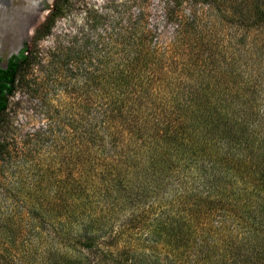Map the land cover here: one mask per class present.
<instances>
[{"label": "trees", "instance_id": "obj_1", "mask_svg": "<svg viewBox=\"0 0 264 264\" xmlns=\"http://www.w3.org/2000/svg\"><path fill=\"white\" fill-rule=\"evenodd\" d=\"M171 2L170 5L168 0H164L162 21L157 20L159 28L156 24L149 25L146 14L139 11L130 14L125 25H122V19L115 18L113 26L102 32L106 39L99 46L89 47L91 41L87 36L83 44L73 38L68 45H57L48 51L52 74L46 75L47 81L59 79L65 84L77 83L83 92L81 108L84 113L80 123L84 119L86 121L78 133V141L82 145L81 169L88 171L93 160L95 165H99L98 172L102 174L103 181L98 188L93 184L87 187V180L91 177L85 174L80 179L79 174L76 176L68 170L59 186L61 190L66 189L64 205L55 212L53 208L48 212L32 210L34 219L21 225L22 230H26L25 234L20 238L14 237V233L8 235L1 257L3 264H81L85 257L81 258L83 252H69L73 247L76 250L77 245L87 251L93 250L91 233L96 228L102 232L96 231L98 235L106 232L103 227L107 220L105 215L114 216L115 205L121 206L136 197V194H131L132 197L127 195L125 182L134 172L128 167L143 160L142 167H150L157 187L165 183L172 185L183 175L190 179L188 182H197L195 180L202 177L200 184L204 187V196L190 201L180 195L181 200L179 197L171 199L166 210L158 211L152 217L161 220L151 225L150 240L166 246L170 256L176 253L173 261L170 260L171 264H264V125L260 126L264 121V101H257L264 93V62L262 67L255 65L256 59L252 54L244 55L250 50L257 56L262 52L257 51L253 44L245 46L246 51L241 55L237 45L235 50L239 55L228 54L227 58H221L228 67L220 71V64L212 55L214 51L219 52L217 43L210 46L202 40L204 24L201 12L180 14L176 9L180 1ZM260 2H254L257 11H262ZM64 3L66 0H54L53 9L34 31L35 41L49 34L55 19L64 12L61 11ZM102 14L96 12L90 22L92 27L98 28L103 24L107 15ZM256 21L262 24L258 29L263 34V12L257 13ZM168 26L173 30L170 44L161 40L163 29ZM184 40L186 48L180 53L186 52L187 57L182 62L192 59L195 69L188 68L186 73L193 79L177 80L170 87L173 79L178 78H172L174 71L170 64L176 61L170 54L179 52ZM37 61V51L22 48L18 54L8 58L5 67L0 65V125L9 95L13 94L17 82L23 83L25 71ZM254 67L261 71L254 74ZM261 73L262 78L259 79ZM1 147L2 144L0 151ZM153 147L159 149L158 156L152 152ZM208 148L216 152L212 155L214 158L209 156L202 167L192 168L190 164L197 162L194 158L196 150ZM166 163L176 168L173 175ZM117 166L120 167L112 172ZM182 167L186 174L180 173ZM198 170L202 172L195 175ZM205 170H210L209 174ZM166 176L170 179L163 182ZM123 179L125 182H120ZM141 184L137 188L147 187L144 180ZM230 187H235L230 194L237 201L245 197L256 198L257 212L260 211L262 217L250 210V205L245 206L247 210L226 213ZM101 199L104 200L102 204ZM106 207L110 214L104 215ZM138 213H130L129 220L138 218ZM244 214H252L249 218L251 225H245L248 229H245L243 239L246 240H240L243 235L239 239H223L232 234L236 221ZM24 218L21 217L19 222ZM48 224L52 229L44 232ZM12 225L13 222H7L2 227L6 231ZM49 231L55 232L56 237L50 238L46 234ZM77 231L82 233L78 232L74 237ZM260 233L262 237H259ZM65 248L70 249L67 252ZM232 253L234 257L227 258ZM133 258L132 254L127 264H142Z\"/></svg>", "mask_w": 264, "mask_h": 264}, {"label": "rangeland", "instance_id": "obj_2", "mask_svg": "<svg viewBox=\"0 0 264 264\" xmlns=\"http://www.w3.org/2000/svg\"><path fill=\"white\" fill-rule=\"evenodd\" d=\"M168 1L171 5L172 0ZM178 1L180 2L176 9L180 14L200 11L203 15L201 18L204 26H202L203 34L201 35L204 39L202 38V40L204 43L207 41L210 46L217 43L219 52L217 54L214 51L212 55L215 57V62L220 64L218 67L220 71L228 67V63L225 65L224 59L221 58H227L228 54L239 55L238 50H235L237 45H239L241 55L246 51L245 46L256 45L257 51L262 52L260 56L253 54L250 49V52H245L244 55L252 54V58L256 59L255 65L262 67L264 62V33L259 31L260 28L258 29V27H262L259 26L262 24H258L256 18L257 13H264V0L260 2L262 11L255 10L254 2L256 0ZM53 2L54 0H0L1 66L4 67L9 56L21 48L35 51V53L37 51L38 61H40L33 63L29 70L25 71L23 83L17 82L13 94L8 97V105L2 115L3 122L0 125V144H2L0 151V264H3L1 257L2 253L5 252L3 248L8 243V235L11 236L14 233V237L20 238L25 234L26 230H22L21 225L30 223L34 219L32 210L41 209L48 212L49 209L53 208L52 210L55 212L64 205L66 189L61 190L59 186L62 176L66 175L68 170H71L76 176L79 174L80 179L85 174L91 177V180H87V187L93 184L95 188H98L103 181L102 174L98 172L99 165H95L93 160L89 167L86 166L88 171L83 172L81 169V165H83L80 155L82 145L78 141L80 139L78 133L79 127H83L82 124H84V120L86 121L84 119L80 123L81 115L84 113L81 108L83 92L77 83L65 84L63 80L59 79L56 82L47 81L46 75L52 74L50 72L52 68L48 65L50 59L48 51H52L57 45H68L73 38L78 40V43L83 44L87 36L90 37L91 41L89 47L99 46L106 39L102 32L104 29L108 30L113 26L115 18L122 19V25H125L129 15L137 14L139 11L146 14L149 25L156 24L159 28L157 23L162 21L164 14V0H66L61 10L64 12L55 19L49 34L35 41L33 39L34 31L45 20L48 12L53 9ZM96 12H103L102 15H107L106 20L98 28L92 27L93 24L90 23L94 20ZM160 28H162L161 25ZM172 32L171 26L163 29L161 40L169 41L170 44ZM256 33L258 35H255ZM100 34H102L101 37H99ZM240 36L244 41L241 40ZM102 37H104L103 40ZM107 40L112 41L110 38ZM185 48L186 42L180 45L179 52L169 53L170 56L173 55V61H176L175 64H170L171 70L174 71L172 78L178 76V78L173 79V84L170 87H173L177 80L191 81L193 79L191 75L186 73L188 68L189 70L190 68L195 69L192 59L187 60L186 63L182 62L184 58L186 59L187 54L180 52ZM210 60L213 61L212 58ZM110 61L113 60L110 59ZM256 71L261 70L254 67V74ZM262 73L259 79L262 78ZM245 74L249 76L247 73ZM180 76L181 78H179ZM63 83L65 85L62 86ZM257 101H264V93L257 98ZM92 113L93 111L90 114L92 115ZM263 125L264 121L261 122L260 126ZM133 148L131 146V149ZM151 150L156 156L159 155L158 148L153 147ZM214 153L216 152L209 148L197 149L194 155L197 162L190 165L192 168H197V165L202 167L209 156L212 157ZM143 162L135 161L134 166L128 167L134 172L127 182L125 179L119 180L127 183V195L131 196L132 194L134 196L136 194V197L121 206L115 205L114 216L112 215V217L108 207L103 209L104 215L110 214V216L105 215L107 220L103 227L107 230L98 235L96 231L101 232V230L96 228L91 233L94 242L93 250L87 251L77 245L76 250H73V247L69 252L77 253V250L78 253L83 252L81 258L83 255L85 257L81 260V264H127L132 258V254L135 258H133L134 261L142 264H171V261L177 256L176 253H172L170 256L166 246L162 243L154 244L150 240L152 238L151 225L157 224L161 220L158 217H152L158 211L166 210L171 199L173 200L180 195L186 196L190 201L197 200L196 198L201 195L204 196V187L200 184L202 177L196 179L197 182H188L190 179L184 178L183 175L187 171L182 167L180 173L183 178L178 177V180L175 179L172 185L165 183L163 186L157 187L150 167L148 165L142 167ZM166 164L169 166V173L173 175L176 168L172 167L174 165L171 163ZM119 167L112 169V172H116ZM207 169H209V165ZM202 170H198L199 172H196L195 175L201 173ZM204 172L209 174L210 170ZM206 176L210 177L209 175ZM168 179L170 176H166L163 182ZM143 180L147 182V187L140 186L137 188ZM234 188H228L229 202L226 213L231 214L235 211L247 210L245 206L250 205V210L262 217L260 211L257 212L256 198L248 199L245 197L237 201V198L230 194ZM57 190L58 193H56ZM49 193L51 194L49 195ZM180 197L179 200H181ZM128 198L130 199V197ZM102 200H100L101 204L104 201ZM139 209L141 210L138 213ZM133 212L138 213V218L130 221L129 217ZM171 213L174 212L171 211ZM102 214L100 211V215ZM252 214H244L240 220L238 219L235 223V230L223 239L233 237L239 239L241 235L245 234V229H248L245 225H251L249 218ZM23 216L25 217L24 221L19 222ZM170 218L173 217H168V219ZM103 220L104 216H102L101 222ZM127 220L129 222L126 224ZM7 222H13V225L12 228L5 231L4 226ZM2 225L4 226L2 227ZM75 227L79 228L78 225ZM48 229H52L49 224L44 232ZM78 232L81 231L73 234L74 237H77ZM46 234L52 239L56 237H54L56 233L52 231ZM259 237H262V233L259 234ZM243 238L244 235L241 236L240 240H246ZM83 239L81 238V240ZM69 249L65 248L64 251L68 252ZM229 254L227 258L234 257L233 253L230 256ZM172 264L175 263L172 262Z\"/></svg>", "mask_w": 264, "mask_h": 264}, {"label": "flooded vegetation", "instance_id": "obj_3", "mask_svg": "<svg viewBox=\"0 0 264 264\" xmlns=\"http://www.w3.org/2000/svg\"><path fill=\"white\" fill-rule=\"evenodd\" d=\"M21 49H22V48H21ZM21 49L17 50L14 54H18L19 51H20ZM12 55H13V54H12ZM10 56H11V55H10ZM10 56H9V57H10ZM7 61H8V59H7ZM6 63H7V62H6ZM0 65H1V64H0ZM5 66H6V64H5ZM5 66H4V67H5Z\"/></svg>", "mask_w": 264, "mask_h": 264}]
</instances>
